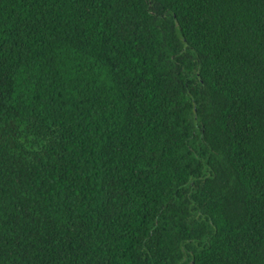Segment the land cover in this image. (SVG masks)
Instances as JSON below:
<instances>
[{"label":"trees","instance_id":"16d2710c","mask_svg":"<svg viewBox=\"0 0 264 264\" xmlns=\"http://www.w3.org/2000/svg\"><path fill=\"white\" fill-rule=\"evenodd\" d=\"M0 264H264V0H0Z\"/></svg>","mask_w":264,"mask_h":264}]
</instances>
